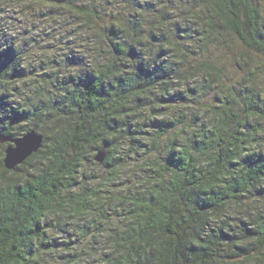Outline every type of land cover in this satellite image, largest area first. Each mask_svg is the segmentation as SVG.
Here are the masks:
<instances>
[{
	"label": "trees",
	"instance_id": "16d2710c",
	"mask_svg": "<svg viewBox=\"0 0 264 264\" xmlns=\"http://www.w3.org/2000/svg\"><path fill=\"white\" fill-rule=\"evenodd\" d=\"M0 139V264H264V0H0Z\"/></svg>",
	"mask_w": 264,
	"mask_h": 264
},
{
	"label": "water",
	"instance_id": "95a60500",
	"mask_svg": "<svg viewBox=\"0 0 264 264\" xmlns=\"http://www.w3.org/2000/svg\"><path fill=\"white\" fill-rule=\"evenodd\" d=\"M4 141V139H0ZM13 146H7L4 150V166L7 169H14V167L23 162L33 152H36L41 147L42 136L34 130L28 131L18 139H11ZM104 153H98L96 160L101 161Z\"/></svg>",
	"mask_w": 264,
	"mask_h": 264
},
{
	"label": "rangeland",
	"instance_id": "374dc122",
	"mask_svg": "<svg viewBox=\"0 0 264 264\" xmlns=\"http://www.w3.org/2000/svg\"><path fill=\"white\" fill-rule=\"evenodd\" d=\"M3 6H4V5H2V7H3ZM20 10H21L20 5H19V4H14V3H13L12 5L9 4V6L6 7V11H5L4 14H8L10 17L18 18V17H19V14H20ZM9 20H11L12 23H15V20H14V19H12V18H8V21H9ZM9 22H10V21H9ZM18 23H19V22L17 21L16 24L19 25ZM231 38H232V37H231ZM233 46L236 47V44H235L234 41H233ZM79 248H81V244L79 245ZM48 259H49V258H46V257H45V260L42 261V263L46 262ZM55 262H57L58 264H60L59 261H55ZM83 264H87V262H84Z\"/></svg>",
	"mask_w": 264,
	"mask_h": 264
}]
</instances>
